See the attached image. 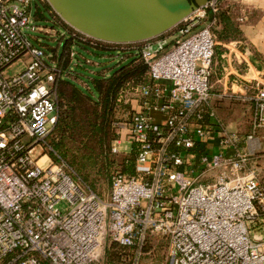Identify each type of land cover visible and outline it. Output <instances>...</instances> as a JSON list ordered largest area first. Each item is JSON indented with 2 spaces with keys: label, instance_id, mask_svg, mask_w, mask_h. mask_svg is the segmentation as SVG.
Listing matches in <instances>:
<instances>
[{
  "label": "built area",
  "instance_id": "built-area-1",
  "mask_svg": "<svg viewBox=\"0 0 264 264\" xmlns=\"http://www.w3.org/2000/svg\"><path fill=\"white\" fill-rule=\"evenodd\" d=\"M217 2L181 23L171 46L136 43L148 81L126 100L112 145L114 154H134L133 173H114L103 199L56 162L49 144L62 73L35 44L33 34L51 32L36 25L45 0H0V264H98L108 243L142 250L150 232L168 240L170 264H264V185L251 168L257 147L241 148L264 128V85L249 99L246 140L210 110L215 19L199 24ZM75 32L81 43L108 44Z\"/></svg>",
  "mask_w": 264,
  "mask_h": 264
},
{
  "label": "trees",
  "instance_id": "trees-1",
  "mask_svg": "<svg viewBox=\"0 0 264 264\" xmlns=\"http://www.w3.org/2000/svg\"><path fill=\"white\" fill-rule=\"evenodd\" d=\"M221 4L222 1L218 0L217 12L212 16L216 20L217 28L221 29L217 34L214 31L215 28L212 32L221 44L238 42L242 39L243 34L240 25L242 23L239 21L240 16L236 17L232 11L224 10L223 6H220ZM45 9L51 10L48 3L45 4ZM37 16L43 19L39 10ZM55 26L67 30L70 38L66 40V50L60 60L56 55V50H52L55 54L52 60L58 64V70L62 74L58 84L59 120L49 138V144L58 153L59 159H56V162L67 163L76 176L97 193V181L89 177L92 171H97L99 175H110L111 179L117 171L133 173L134 163L128 166L127 158L124 157L122 161H118L119 155L112 152L111 143L117 137V133L112 131V120L117 109L120 108L122 111L130 109V106L125 102L139 86L147 83L148 68L142 58L141 44L114 47L99 43L97 46H92L89 42L81 43L76 40L73 37L76 32L57 16ZM174 30L178 31V27ZM61 44H64V41ZM73 46H78L88 52L99 49L122 56L120 58L121 65L110 76L106 77L104 73L92 81L95 94L94 91L91 94L85 93L78 84L70 81L78 80L70 70ZM222 48L218 51H222ZM78 66L81 67L80 64ZM213 68L210 84L212 91H216L219 75L215 62ZM210 110L214 111L213 106ZM203 149L204 146L200 150ZM97 194L99 195V192ZM167 244L166 238H160L150 232L143 249L149 254L155 251L159 253ZM135 250L136 248H127L110 242L107 244L106 264H133Z\"/></svg>",
  "mask_w": 264,
  "mask_h": 264
},
{
  "label": "rangeland",
  "instance_id": "rangeland-1",
  "mask_svg": "<svg viewBox=\"0 0 264 264\" xmlns=\"http://www.w3.org/2000/svg\"><path fill=\"white\" fill-rule=\"evenodd\" d=\"M220 1H222V4L220 6H223L224 10L232 11V13H234L236 15V17L240 16V18L241 17L246 18V12H247V15H249L248 21L240 22L242 24L239 23L241 25L242 29H244V25H247L249 22H252V23L255 22V21L254 22L250 21V18L254 14L253 10L248 9L245 12V6L239 2L240 0H220ZM46 3H47V1L45 0V4ZM35 11H36V7H34V12ZM39 11H40V15H42L44 19L43 20L38 19L36 22V25L39 27H42V28L48 27L51 30V32L49 33V35H44V34L38 35L36 33L33 34L34 36L39 37V42L35 43V44L37 46L43 47L48 58H50V59H53L55 57V54L52 50L53 49L56 50V55H57L58 59L60 60L61 57L63 56L65 50H66V47H65L66 40H68L70 37L67 33H65V31L62 27L52 25V23H51L52 17L50 15V13L48 12V10L45 9V7H43L42 5H39ZM55 15H56V13H55ZM212 16H213V13L207 14L200 21L199 28H205L208 25H210L211 22L215 19V18H212ZM214 28H215L214 31L216 34L221 29V28H217L216 20H215L214 25L212 26V31ZM178 36H179L178 31L172 30L169 33L165 34L164 38H162V39L158 38V39H155L154 41L155 42L162 41V43L165 46H171L172 43L175 41V39L178 38ZM62 41H64V44H61ZM217 43L218 44L216 46V53L222 47V45L233 44L234 46H236V47L239 46V48H241V49L237 50V53L250 52L252 55H254L252 49L249 47V43L247 42V38L245 37L244 32L242 34V39L238 42L221 44L219 42V40L217 39ZM72 49L74 52L72 53L73 55L71 54V58H73V60H72L71 65H70V70H71L72 74L78 78V80H76V81L70 80V81H72L71 83L78 84V86L85 93H88V94H91L94 91L93 85H92V81L94 79L99 78L104 73L106 74V77L110 76L121 65L120 58H122V56H120L117 53L100 51L99 49L98 50H91V52H88V51L82 50L78 46H73ZM75 55H77V56L75 57ZM214 62H215V60H214ZM79 64L81 65V67L78 66ZM53 67L58 68V64L55 63L53 65ZM17 68H19V67H17ZM64 80H65V77H64ZM260 85H261V87H263L264 81ZM248 91H249V93L246 96V98H248V99H245L243 101L237 100L238 101L237 102L238 108L246 107L247 109L253 110V103L254 102H251L249 99L255 97V95L258 92V88L255 85H252V89H250ZM93 93L95 94V91ZM242 99H244V98H242ZM127 111H130V109L128 108ZM125 120H126L125 117L123 120L122 109H120V108L117 109L115 116H114V119L112 120L113 121L112 122V131L115 134L117 133V137H115L113 139V141L111 143V147L113 145V142L116 139H118V131L121 130V129H119V127H120L119 123H123ZM256 138H258V140H257L258 142L260 141L263 144V148L260 150L261 151L260 153L256 154L254 157H252L251 168L256 171V173L259 175V179L261 180L262 184L264 185V129H262V131L256 135ZM124 157L127 158L128 166L130 164L134 163L133 162L135 160L134 154L127 155V154L122 152L121 154H119L118 161H122V159ZM89 177H90V179L97 181L99 196L103 199H107L109 196V193H110V186H111L110 175L109 176L99 175L97 173V171H92L89 174ZM256 235H258V232L253 231L251 236L254 237ZM260 235L263 236V238H264V232H260ZM156 245H158V244H156ZM168 250H169V242H168L167 246H164V249L159 251V253H156V251H155L154 253L149 254V253H147L148 251H145L144 249H142V250L136 249L135 250L136 254H135V257L133 260V264H170L169 251ZM106 251H107V246H105V248L103 249L101 260L98 264H106V260H105Z\"/></svg>",
  "mask_w": 264,
  "mask_h": 264
},
{
  "label": "water",
  "instance_id": "water-1",
  "mask_svg": "<svg viewBox=\"0 0 264 264\" xmlns=\"http://www.w3.org/2000/svg\"><path fill=\"white\" fill-rule=\"evenodd\" d=\"M46 1L66 25L86 37L108 44H136L164 36L210 0Z\"/></svg>",
  "mask_w": 264,
  "mask_h": 264
},
{
  "label": "crops",
  "instance_id": "crops-1",
  "mask_svg": "<svg viewBox=\"0 0 264 264\" xmlns=\"http://www.w3.org/2000/svg\"><path fill=\"white\" fill-rule=\"evenodd\" d=\"M239 2L245 6V12L249 9L254 13L250 21L255 22H249L243 29L254 55L246 52L237 53V50L241 48L233 44L222 45L223 50L218 51L215 56V66L219 76L216 82L218 88L212 91L214 95L212 106L219 122L229 132L239 134L246 140L253 133L255 106L253 103V110L246 107L238 108L237 100H245L252 85L261 84L264 81V0H240ZM248 19L249 15L246 12L245 22ZM131 105L133 108L136 107V102L132 101ZM261 131L262 129H259L255 134L256 143L241 144L245 152L253 151L257 147L253 157L263 148V144L256 138ZM215 137L216 135L210 140L211 146L218 142Z\"/></svg>",
  "mask_w": 264,
  "mask_h": 264
}]
</instances>
